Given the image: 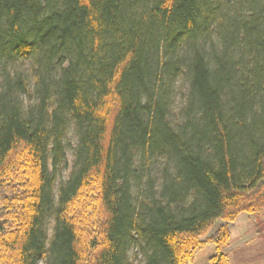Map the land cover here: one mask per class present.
<instances>
[{"label":"trees","instance_id":"16d2710c","mask_svg":"<svg viewBox=\"0 0 264 264\" xmlns=\"http://www.w3.org/2000/svg\"><path fill=\"white\" fill-rule=\"evenodd\" d=\"M0 80V264H229L264 212V0H0Z\"/></svg>","mask_w":264,"mask_h":264},{"label":"rangeland","instance_id":"374dc122","mask_svg":"<svg viewBox=\"0 0 264 264\" xmlns=\"http://www.w3.org/2000/svg\"><path fill=\"white\" fill-rule=\"evenodd\" d=\"M23 66L28 68V64L24 63ZM173 105V109L179 108L182 105V96L177 95ZM67 144H70L66 149V155L71 167L73 149L76 144L72 133L67 138ZM65 167L58 175L56 189L59 183L66 181L69 176L70 170H66ZM48 227L51 231L53 224L48 223ZM231 233V243L225 251L229 258V264H264V212L257 215L255 219L250 218L247 214H241L237 221L231 225ZM215 252V246L208 245L197 253L193 264H211V258Z\"/></svg>","mask_w":264,"mask_h":264}]
</instances>
